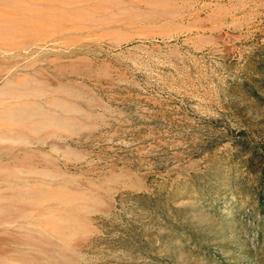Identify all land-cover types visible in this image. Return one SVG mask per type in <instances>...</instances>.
<instances>
[{"label": "rangeland", "instance_id": "obj_1", "mask_svg": "<svg viewBox=\"0 0 264 264\" xmlns=\"http://www.w3.org/2000/svg\"><path fill=\"white\" fill-rule=\"evenodd\" d=\"M0 264H264V0H0Z\"/></svg>", "mask_w": 264, "mask_h": 264}]
</instances>
